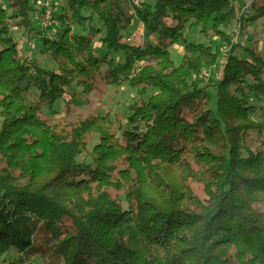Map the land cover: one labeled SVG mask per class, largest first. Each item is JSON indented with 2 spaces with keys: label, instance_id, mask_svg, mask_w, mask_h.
<instances>
[{
  "label": "trees",
  "instance_id": "trees-1",
  "mask_svg": "<svg viewBox=\"0 0 264 264\" xmlns=\"http://www.w3.org/2000/svg\"><path fill=\"white\" fill-rule=\"evenodd\" d=\"M133 1L62 0L50 39L29 0H0V264H264V123L250 104L264 96V58L235 55L234 0ZM253 8L264 18V1ZM12 20L56 69L25 65ZM135 20L148 39L123 43ZM188 29L229 46L218 80L199 76L220 49L188 42ZM178 44L188 54L175 65ZM121 76L136 96L119 132L107 112L44 113ZM96 135L92 161L78 162Z\"/></svg>",
  "mask_w": 264,
  "mask_h": 264
},
{
  "label": "rangeland",
  "instance_id": "rangeland-1",
  "mask_svg": "<svg viewBox=\"0 0 264 264\" xmlns=\"http://www.w3.org/2000/svg\"><path fill=\"white\" fill-rule=\"evenodd\" d=\"M30 5L33 9V25L38 29L43 35H55V32L60 29V24L57 21V25L52 27L50 30H43L39 26V22L36 16V10L33 5L34 0H29ZM53 8L56 10V13H59L62 9L61 5L63 4L62 0H50ZM145 5H151L153 0H142ZM246 0H234V6L238 15L242 14L243 7ZM136 8L141 7V0H139V5ZM253 15L248 18H243L242 21H236L232 26L225 29L226 34L231 38L232 43L236 44L237 49L235 50V55L239 58L250 59L245 48L253 51L254 53L261 54L264 58V18L253 20ZM241 17V16H240ZM13 20L10 21L11 32L18 43L22 61H25L27 55L31 56L30 65L35 61L47 70L56 69L54 61L43 52V43L38 34L28 35L24 30H17L13 25ZM137 20L134 21L132 27H130L123 35V43L127 42L130 45H141L144 41L148 39L147 36H144L143 26ZM239 29H237V26ZM142 28V32H139V28ZM73 33L77 32L79 28L77 26L72 27ZM141 33L143 35L141 36ZM49 38V37H48ZM187 41L192 44H203L210 45L213 50L216 48L220 49L221 56L218 60V65L215 67L204 68L199 76V78L204 79L205 82L208 81V77L212 78L214 81L221 78L222 67L225 63V58L229 49V46L223 44L217 37L213 35L204 36L199 33L196 29H188L186 31ZM99 51H95L97 55ZM171 58L175 65H179L182 59L188 54L186 52L185 45L178 44L173 46L170 49ZM115 56V55H112ZM119 57V56H118ZM117 57V58H118ZM120 61V57L117 59ZM106 68L105 66H103ZM133 71V70H132ZM130 71V73L132 72ZM195 78V76H193ZM212 98L215 96V89H209ZM30 101H33L34 96L37 93L34 89L29 91ZM136 96V91L128 84V80L125 76L120 77V82L115 85H99L93 92L89 94L82 93L79 87H74L69 89L65 96V100L59 99L54 105V111L51 112L49 109L45 108L44 113L50 116L54 120H64V119H77L85 118L88 116H96L99 114L109 113L111 118V123L115 129L119 132L120 124H126V118L129 114L127 106L133 101V98ZM254 106L255 111L252 114V118L259 123H264V117L261 116V113L264 112V96H259L258 98H253L250 102ZM1 126V118H0ZM99 142V136L96 135L89 142L87 146V152H84L81 156L77 158L78 162L90 163L92 161V148ZM259 145V143H256ZM254 146V145H252ZM6 258V256H4ZM35 264H43L42 260L39 257L34 259Z\"/></svg>",
  "mask_w": 264,
  "mask_h": 264
},
{
  "label": "built area",
  "instance_id": "built-area-1",
  "mask_svg": "<svg viewBox=\"0 0 264 264\" xmlns=\"http://www.w3.org/2000/svg\"><path fill=\"white\" fill-rule=\"evenodd\" d=\"M260 1L264 0H246L242 14L238 15V21H242L243 18L251 17L253 15L254 10L253 6L258 4ZM133 4L138 6L139 0H134ZM33 5L35 7L37 20L41 29H43L44 31L50 30L52 27L57 25V21L55 19L57 13L56 10L53 8L50 0H34ZM240 25L241 24L237 26V29H239ZM54 36L55 35L52 34L48 35L50 39H53ZM24 62L26 66H31V56L27 55Z\"/></svg>",
  "mask_w": 264,
  "mask_h": 264
},
{
  "label": "crops",
  "instance_id": "crops-1",
  "mask_svg": "<svg viewBox=\"0 0 264 264\" xmlns=\"http://www.w3.org/2000/svg\"><path fill=\"white\" fill-rule=\"evenodd\" d=\"M141 25V24H140ZM139 32H142V28L140 27L139 28ZM143 35V33H141V36Z\"/></svg>",
  "mask_w": 264,
  "mask_h": 264
}]
</instances>
